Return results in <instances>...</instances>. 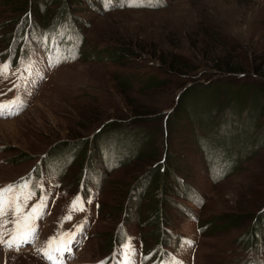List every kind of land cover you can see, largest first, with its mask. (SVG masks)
I'll return each mask as SVG.
<instances>
[{
    "label": "rangeland",
    "instance_id": "obj_1",
    "mask_svg": "<svg viewBox=\"0 0 264 264\" xmlns=\"http://www.w3.org/2000/svg\"><path fill=\"white\" fill-rule=\"evenodd\" d=\"M227 60L245 75L222 71ZM0 63L10 65L0 103L17 101L0 115V188L30 179L25 213L47 201L35 239L0 244V264H51L39 249L72 233L55 264H116L120 227L135 264H264V222L247 240L264 205V139L253 149L243 136L227 142L216 124L205 129L206 100L191 88L264 81V0H0ZM161 154L175 157L198 202L168 192L179 204L161 202L159 214L157 185L138 201L135 180Z\"/></svg>",
    "mask_w": 264,
    "mask_h": 264
},
{
    "label": "trees",
    "instance_id": "obj_2",
    "mask_svg": "<svg viewBox=\"0 0 264 264\" xmlns=\"http://www.w3.org/2000/svg\"><path fill=\"white\" fill-rule=\"evenodd\" d=\"M30 3V2H29ZM115 5V4H113ZM116 6V5H115ZM27 14L25 17L21 19V23L18 25L17 29L13 33L14 38L13 41L16 38V34L20 29H23L26 26L27 23ZM14 45V44H13ZM175 63V61H170ZM215 65L217 66V61L214 62ZM222 65L220 68L223 70H227L229 72H225L229 76H239L243 75L240 74V71H245V68L241 66V64H236L234 61L229 62L228 60L221 63ZM182 65V64H181ZM256 71H258L257 66H256ZM220 71V69H219ZM220 71V72H222ZM261 71L263 70V67H261ZM244 73V72H243ZM245 75V73H244ZM256 76V74H254ZM241 77V76H239ZM237 77V78H239ZM260 77H264V74H260ZM157 85V84H156ZM162 85V82H160L157 86ZM190 87L185 88L179 95L175 107L171 110V113L175 114L178 108L181 105V97L183 93ZM191 88L194 89L195 95L202 96L206 100V106L204 110V115L201 116V123L205 129L207 126H209V129H212L210 125L216 124L217 126L214 125V130L221 132L223 135H225V140L227 142L232 143V139L234 135L236 138H239L243 136L246 140L247 143H251L252 148L255 149L258 147V144L264 139V122L260 121V110L264 108V81L260 80V83L258 81L250 82V84H238V85H233L230 82H224V81H217L213 80L212 83H207V84H196L194 86H191ZM190 88V89H191ZM254 95H258L261 100H257L254 98ZM249 99V100H248ZM253 100V101H250ZM250 101V102H248ZM248 103V104H247ZM224 108V114H219L217 116V112L219 111L220 108ZM175 109V110H174ZM200 114V113H199ZM198 114V115H199ZM202 115V114H200ZM199 115V116H200ZM174 123H178V118L173 117ZM262 122V123H261ZM167 123V120H166ZM205 123V125L203 124ZM121 128V127H120ZM256 128L257 135L254 139L252 134V129L254 130ZM255 131V130H254ZM233 136V137H232ZM262 143V142H261ZM249 144H246L249 145ZM95 147V148H94ZM93 147V152L94 154L99 152L97 150V145ZM245 153V151H244ZM154 154L157 155L156 151H152V154L148 157V159L154 158ZM244 155V154H243ZM156 157V156H155ZM95 158H98L95 156ZM166 154H161L160 159L157 160L155 163V167L150 166V170L145 172L143 175H140L137 177L135 180V190L136 191V196L138 198V201H140L145 193L151 188L154 187V185L159 186L161 188H164L166 191L164 192V198L160 200L156 207L154 208V211L157 212L159 211V214L161 213V202L165 203V205H177L179 204L178 201L174 200H169L167 199V195L170 192H175L179 194L180 196H184L187 199H191L193 202H198L196 198H199L198 192L196 189L186 180V177L183 176V173L174 169V163L178 164L177 160L175 157H168L166 161ZM170 158V160H169ZM236 158L233 156V162H236ZM238 165V164H237ZM122 166V165H121ZM229 168V167H228ZM229 170V169H228ZM227 169L225 170V173L228 171ZM155 171V173H154ZM186 174V171H184ZM157 178H160L161 181H159L158 184H154L153 179L155 176ZM166 176L170 177L171 179L173 178V181L169 180L166 184L162 182ZM153 177V178H152ZM185 177V178H184ZM79 180V178H78ZM176 184L178 185V189L176 190ZM169 192V193H168ZM173 194V193H171ZM195 196V197H194ZM130 201L132 202V197L130 198ZM171 201V202H169ZM136 204H139L138 202ZM135 204V206H136ZM157 214V213H156ZM161 218V219H160ZM161 222L163 221L162 215L160 216ZM264 222V205L261 207L259 210L258 214L256 215V219L253 223V226L248 233L247 239L249 242L252 243L253 240H256V232L257 230L260 231L261 225ZM128 234L124 232V228L121 230V227L119 230H116V232L113 235L112 240L114 242H117V245H122L126 242V237ZM161 242L166 244L167 240L165 239L164 235L161 233ZM111 240V242H112ZM119 241H121L119 243ZM113 242V243H114ZM177 242V241H176ZM252 247V246H251ZM109 258V257H108ZM106 260V259H104ZM244 263V262H242Z\"/></svg>",
    "mask_w": 264,
    "mask_h": 264
},
{
    "label": "snow or ice",
    "instance_id": "obj_3",
    "mask_svg": "<svg viewBox=\"0 0 264 264\" xmlns=\"http://www.w3.org/2000/svg\"><path fill=\"white\" fill-rule=\"evenodd\" d=\"M106 4L110 5L111 0H106ZM9 67L10 65L8 63H0V80L7 79L6 73ZM16 87H18V85ZM16 103L17 101L15 100L8 103H0V115L4 114L5 109H8L9 114H11L10 110ZM30 184V179L22 178V182L0 188V244H4L9 249L15 247L18 250L25 243H29L35 239L37 229L34 225V221L40 218L47 204L45 197L41 196L40 205H34L31 211L25 213L28 201L35 195L33 191L25 192L26 189H29ZM76 204L77 201L74 200L73 207L66 219H71V212L76 210ZM79 210L83 211L84 209L81 206ZM9 215H12L14 219L9 221ZM9 223L14 225V231L6 227ZM6 235H10L11 239L5 241L4 237ZM74 239L75 233H72L71 239H69L66 244H60L53 249L52 245L55 240L52 238L47 242V248L39 249V251L44 258L51 262V264H55L53 252L70 251V245ZM116 255L123 257V260H117L116 264H135L136 250L131 246L130 242L123 246V251L118 249ZM101 264H107V261H102Z\"/></svg>",
    "mask_w": 264,
    "mask_h": 264
},
{
    "label": "bare ground",
    "instance_id": "obj_4",
    "mask_svg": "<svg viewBox=\"0 0 264 264\" xmlns=\"http://www.w3.org/2000/svg\"><path fill=\"white\" fill-rule=\"evenodd\" d=\"M66 260H67V259L62 258L57 264H65Z\"/></svg>",
    "mask_w": 264,
    "mask_h": 264
}]
</instances>
